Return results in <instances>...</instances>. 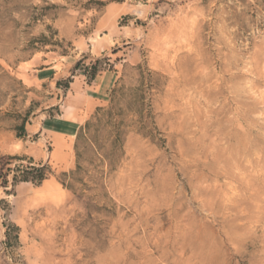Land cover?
I'll list each match as a JSON object with an SVG mask.
<instances>
[{
    "label": "rangeland",
    "instance_id": "374dc122",
    "mask_svg": "<svg viewBox=\"0 0 264 264\" xmlns=\"http://www.w3.org/2000/svg\"><path fill=\"white\" fill-rule=\"evenodd\" d=\"M0 264H264V0H0Z\"/></svg>",
    "mask_w": 264,
    "mask_h": 264
},
{
    "label": "trees",
    "instance_id": "16d2710c",
    "mask_svg": "<svg viewBox=\"0 0 264 264\" xmlns=\"http://www.w3.org/2000/svg\"><path fill=\"white\" fill-rule=\"evenodd\" d=\"M97 61V60H96ZM80 63L77 62L74 65V70H77L79 68ZM83 71L87 74L88 76V82L93 80L98 72L97 65L96 63H91L89 66H84ZM71 78L66 79V83L64 85V88H68L69 83L71 82ZM57 85H59V82H57ZM116 92V89H112L111 93L114 95ZM101 111H103L102 108L98 107L96 108V115L99 114ZM103 115H108L111 118L110 111H105L104 113L102 112ZM98 120H101V116L98 117ZM25 117L23 118V122L17 127L19 132L16 134L17 137L23 138L26 136V131H25ZM113 125V124H112ZM115 125V124H114ZM90 127V122L87 121L83 127H81L76 135V139L79 140L82 137V134L85 133V130H88ZM118 127L113 126V141L111 142V148L114 151L118 144L120 143V133L117 130ZM76 156H78L76 152ZM7 159H11L10 157H7ZM78 167V166H77ZM79 168V167H78ZM10 170V168H7ZM49 173V166L46 164L39 163L38 165H30L21 168L20 166L16 167V172L12 175V181L13 183L17 181H22V182H31L34 185H39L41 184L48 176ZM72 173V172H71ZM73 174V173H72ZM66 175V174H63ZM7 183V180L5 179V182ZM61 184L64 187L67 188H72L71 184H65V182H61ZM6 186V185H5ZM18 234H19V228L15 226L14 224H10V226L6 227L5 230V236H6V245L10 246H17L18 245Z\"/></svg>",
    "mask_w": 264,
    "mask_h": 264
},
{
    "label": "crops",
    "instance_id": "0c3cea01",
    "mask_svg": "<svg viewBox=\"0 0 264 264\" xmlns=\"http://www.w3.org/2000/svg\"><path fill=\"white\" fill-rule=\"evenodd\" d=\"M92 81L95 84V87L92 89V91L85 90L83 89V87H81V89H83L81 91L72 90L70 92L73 101H75L72 106H74L75 108H84V106H86V108H94L104 101V98L103 96H101V94L102 92L105 93V91L112 85L113 81L111 76L105 73L99 74ZM86 86L90 88L91 84L87 83ZM78 101H82L84 105H80ZM70 125V122H63L58 129L66 131L71 127Z\"/></svg>",
    "mask_w": 264,
    "mask_h": 264
}]
</instances>
